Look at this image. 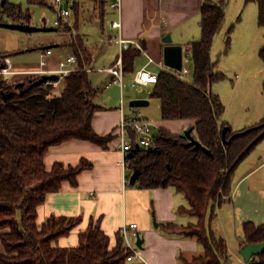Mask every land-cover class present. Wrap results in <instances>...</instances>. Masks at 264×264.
<instances>
[{
  "label": "trees",
  "instance_id": "1",
  "mask_svg": "<svg viewBox=\"0 0 264 264\" xmlns=\"http://www.w3.org/2000/svg\"><path fill=\"white\" fill-rule=\"evenodd\" d=\"M246 1L258 5L259 27L264 28V0ZM203 3L202 37L188 45L194 62L193 80L184 82L173 73L162 72L151 91V98L160 102L162 121L195 122L191 136L201 149L195 150L185 136L159 130L153 149L139 150L134 143V155L128 159L127 166L131 174L140 171L139 189H173L185 195L189 208L180 212L196 217L197 223L187 227L167 225L164 229L168 235L196 240L203 254L191 262L182 259L181 264H232L225 239L216 238L208 231L205 219L209 211L215 218L220 206L232 202L236 170L264 140V136L259 139L264 133V117L259 124L240 132H234L223 119L226 106L212 88L227 77L217 72L219 62H213L211 54L214 39L224 26L229 3L210 0ZM79 11L80 7H76L78 29ZM4 16L11 17L15 23L27 22L30 17L11 5L0 12V23ZM234 28L232 25L227 31L226 53L232 48ZM71 45L78 57L82 53L86 63L90 62L91 56L82 41L77 45L73 41ZM141 54L134 47L124 53L125 74L133 72ZM260 58L264 62V47ZM79 66L82 68L81 63ZM34 83L35 80L27 81L24 89L30 91L21 95L20 84L8 83L0 75V240L4 246L0 264H127L130 252L121 233L113 247L110 237L100 227L101 221L92 222L87 231L81 232L79 246L73 249L55 248L54 242L69 236L81 224L80 218L53 216L38 226V209L47 197L57 194L63 183L77 186L78 176L91 168L87 162L76 168L56 164L48 172L45 158L49 150L71 140L89 141L107 149L116 138L98 135L93 129L94 115L104 108L95 105L97 90L88 73L68 75L62 80L59 97L51 95L53 88L32 87ZM9 94L6 103L3 96ZM227 128L230 130L227 140L235 138L226 145L222 132ZM262 244L264 224L245 223L240 247ZM249 264H264V254L254 256Z\"/></svg>",
  "mask_w": 264,
  "mask_h": 264
},
{
  "label": "crops",
  "instance_id": "2",
  "mask_svg": "<svg viewBox=\"0 0 264 264\" xmlns=\"http://www.w3.org/2000/svg\"><path fill=\"white\" fill-rule=\"evenodd\" d=\"M36 1L37 0H0V12H2L7 5H11L19 8L24 14H28L30 16L27 22L22 23H15L11 17L4 16L1 23L27 24L32 26L31 10H26L24 5L26 2L29 6L39 5ZM210 1H226L229 3L225 15L226 20L222 30L220 31L222 32L221 34L225 33L226 39L228 29L232 25H235L233 22L236 21L235 19L239 18L242 14L241 13L239 15V12L241 11L244 0ZM32 2H35V4ZM110 2L111 0L105 2H100L99 0H85L82 1L80 5L76 6L80 7L78 17L80 22L88 21L93 22L94 24L97 20L101 23V36L99 38L101 46L99 48V53L102 55L109 50H113L114 54L117 55L119 52L116 60H112L111 67L98 69L96 72L94 71L96 70L94 67V47L97 45L93 46L89 41L90 37L83 35L81 30L78 33V36H80L78 41H82L84 48L89 51L91 56L90 62L86 63L87 60L85 61L83 54L80 53L81 56H79V58L81 60L80 63L82 67L86 66L93 70V72L88 74L98 73L105 77L102 90L104 94L107 95L106 101L97 104L96 100L99 89L94 87L97 90L95 105L103 107L104 110L98 111L92 120L94 131L98 135L102 136H114L115 131H117L122 124V119L135 113H140L145 120L149 121L143 113L138 110V108H132L130 106L133 101H137L140 97L136 96L129 98L130 101H128L129 105L127 106L125 88L121 89L118 85H112V87L107 88V85L113 81V76H111L107 71L115 66V63L121 54L120 46L117 43V40H127L141 45L142 49L145 50L144 52L139 50L142 53L141 56H143V62L141 63L140 60L137 63H134L135 65L133 71L136 70L137 64L136 75L144 70L149 73L150 77L153 76L154 78H157L162 72L173 73L177 76V74H180L183 71L185 66L189 69L191 64V52L188 45L190 43L199 42L203 34L201 10L204 0H120V12H115L110 5ZM234 4L238 7L235 11L233 10ZM95 5L98 7H95ZM45 7L50 8L47 3L45 4ZM90 8L92 9V13H89ZM75 9L76 8L73 10L71 22L76 26ZM50 10H52L56 15L53 8H50ZM7 18L8 20L5 21ZM105 19L108 20V34L106 33ZM113 22H120L121 29H112L110 25ZM56 30V32H61L57 28ZM7 31L12 30L0 28V32H4L3 34H6L5 32ZM169 35H171L172 43H170V45L164 44L163 40ZM0 37H3L2 33H0ZM217 37H215V42ZM73 41V37L66 38V41L61 39V41H56L55 43L52 42L51 46H41L40 48L34 50L35 53L39 52L38 65H29L27 62L23 64L15 63L13 61V56H16V53L11 51L12 48H9L8 50L7 47L0 48V58H9L15 72L23 73L9 76V78H6L8 83L24 84L27 81H32V79H29L30 75L28 73L38 71L40 68L41 55L43 54V51L47 50H51L53 52L52 56L47 58V72H57L60 62L65 61L70 55H76L71 45ZM21 47L22 45L19 46V48ZM167 49L171 50V55L166 58L165 52ZM16 52L19 54L23 53L19 51ZM65 52L67 53L66 57L63 56ZM211 58L213 62L217 61L220 64L219 60L214 59L213 52L211 54ZM80 63L77 65L78 69L80 68ZM217 72L226 76L221 70L220 65H218ZM190 76H193V72ZM235 76L237 77L236 81L233 79L231 80V78L226 76V79H229V81L231 80L232 89H230V96L236 95V92L239 91H236L237 87H235V83L238 81L239 85V80L244 79L247 75L245 73L241 75L236 73ZM188 79L189 77L185 81L190 82ZM61 84L62 81L60 83V87L52 92V96H60L62 91ZM152 84L153 83L142 88L150 87ZM214 88L215 87L212 88L213 93L222 97L218 91H214ZM261 95L258 97L260 98ZM261 98H263V100L260 103L264 104V96L262 95ZM145 101L148 102V100ZM223 101L224 99L222 102ZM223 104L225 105L224 102ZM149 105L150 103L148 106ZM225 106L226 111L223 119L229 124L232 130L234 132L245 130L248 125L247 123L243 125L244 120L238 118L240 112H238L235 117H230V109L227 105ZM243 108L250 109V104L246 103L245 106L235 108V110L239 111ZM263 113L264 112H262V114ZM263 117H261L260 120H262ZM159 122L160 124L158 125L160 126L161 131L163 130L175 136H184L185 132H187V130H191V127L195 124L194 121L188 120L164 122L161 120V117ZM124 160L125 156L118 148L117 139L109 144L107 149H103L100 146L98 147L89 141L71 140L68 143L55 146L49 150L45 158V167L48 172H52V168L56 164L64 165L65 168H76L83 162H87L91 165L90 169L85 170L78 176L77 186H73L69 183H63L60 191L55 195H49L46 203L38 209L39 216L37 224L39 227H41L47 219L53 216L68 219L80 218L82 220L81 224L75 227L69 236L59 238L55 241L54 247L70 249L78 247L80 243L79 234L87 231L92 222L97 224L101 221L100 227H102V230L110 237L113 247H116L117 245L116 238L121 229L125 226L130 227L131 224H136L138 226L137 233L145 240L143 250H140L137 247L138 241L137 238L133 236L132 230L130 231L131 234L129 239L131 241V238H133L131 243H133L141 251L147 264H181L182 259L187 262H191L192 259L203 254L202 247L196 240L168 235L164 229L167 225L187 227L190 224H195V222L191 220V218L193 219L191 215L180 212V209L182 208H189L185 195L173 189L141 190L137 187V184L135 186H128L125 181L128 178L130 179L132 174L130 171L126 170L125 167H123ZM262 169H264V162H262L260 167H255V169H251L247 172L241 181L253 177L258 171H262ZM259 187L260 188H257L258 192L256 191V187L253 186H250V188L246 191L249 193L248 195L250 196V201H256L258 197L260 198H258L260 201H264V186ZM258 194L261 195L257 196ZM237 199L238 195L236 191H233L232 202L224 204L231 205L235 208V202ZM221 207L222 206L218 208L217 212L219 209H222ZM242 213H244L243 209L236 207L235 215L232 216L234 220L236 217L240 218L239 221L242 226H240L239 230L242 231L241 234H243V225L249 221L254 222L257 226H262V224H264V222L257 224V222L253 221L251 218H242ZM258 214L262 213L260 212ZM230 216L231 215L229 214V217ZM260 219L261 218H259V220ZM154 222H156L155 225H153ZM230 225H234V222L231 221ZM239 237L240 242L242 236ZM225 241L228 246L226 239ZM240 248L239 243V249ZM0 253H4V246L2 245L1 240ZM236 263L244 264L242 254Z\"/></svg>",
  "mask_w": 264,
  "mask_h": 264
},
{
  "label": "rangeland",
  "instance_id": "3",
  "mask_svg": "<svg viewBox=\"0 0 264 264\" xmlns=\"http://www.w3.org/2000/svg\"><path fill=\"white\" fill-rule=\"evenodd\" d=\"M25 9L31 10L32 15V26L40 27V28H54V22L57 17L50 8L42 6V5H30L26 2L24 5ZM95 7H98L95 5ZM238 7L234 4L233 10L235 11ZM244 9V10H243ZM243 10V12H242ZM89 13H92V9L90 8ZM242 13V14H241ZM241 14V15H240ZM240 15V16H239ZM239 18L241 21L239 22V18L235 19L233 23L235 24V28L233 29L232 34V48L229 53H226V41L225 33L219 34L216 37V42L214 39V48H213V57L215 60L220 61V67L223 73L231 78V80L236 81V73L243 74L245 73L247 76L244 79L239 80L235 83L236 95H231V80L226 79L225 81L218 82L214 85V91H218L222 96V100L224 99L225 105L230 109V117H235L238 112L240 115L238 118L244 120L243 125L247 123V128L253 127L260 123V118L263 117L264 113V104L260 103L264 96V62L260 58V51L264 46V28L259 27V16H258V5L256 3H248L246 0L243 1L241 11L239 12ZM111 16V14H110ZM109 16V17H110ZM5 19V21H7ZM95 20V19H94ZM83 21V20H82ZM106 33L108 34V20L105 19ZM80 22V21H79ZM85 22V23H84ZM80 22V28L78 29L75 25L73 27H67L65 32H52V33H37L34 35L21 34L15 31H7L6 34L2 33L3 37H0V48L7 47L12 48V52L16 53V56H13V61L18 64L28 63L29 65H38V53H35L34 50L40 48L41 46H51L52 42L56 41H66V38L73 37L75 44L78 42L80 36H78L79 31L83 33V35L90 37V42L95 48V69L94 71H98V69H103L105 67H111L112 60H116L119 52L114 54L113 50H109L104 54L99 53V48L101 46L100 36H101V23L96 20L93 22L84 21ZM230 26V25H229ZM228 28V27H227ZM10 34V35H9ZM2 42V43H1ZM22 45L21 48L19 46ZM23 52L19 54L18 52ZM31 51V52H29ZM67 53L63 54L66 57ZM141 58H137V63L142 60ZM190 67L189 70L191 73L193 72L194 62H192V58L190 57ZM17 64V65H18ZM137 73V64L136 70L131 73H126L125 76V89H126V100L127 106L129 105V98L132 97H140L138 101L148 100L150 103L147 107H142V109H138L143 115L152 123L160 124L161 111L159 107V101L151 98V93L153 89V85L146 88H133L134 77ZM189 77V81H192V77ZM89 79L92 81L94 87L99 89L97 104L103 103L106 101L107 95L104 94L102 90L103 82L105 81V77L101 74H89ZM61 84V88H62ZM120 88V87H119ZM262 92V95H261ZM106 93V92H105ZM259 95L260 98L258 97ZM258 98V101H257ZM246 103L250 104V109H240L236 111L235 108L243 107ZM104 105V104H103ZM106 105V104H105ZM119 105V104H118ZM263 108V109H262ZM262 114V115H260ZM260 115V116H259ZM242 125V126H243ZM241 128V127H240ZM246 128V127H244ZM239 129V128H236ZM264 162V140L259 144L255 150L247 157V159L239 166L234 174V182H233V191L237 193L238 199L235 202V206L243 209L242 218H251L253 221L258 223L264 222V201H260L258 198L256 201L251 200L250 196L246 191L250 186L256 187L264 186V169L262 171H258L253 177L247 178L244 181H241L247 172L251 169H255V167H260ZM258 194L257 196H260ZM225 205V204H224ZM222 205V209L217 212V216L215 218L212 217L211 211H209L205 224L208 231L212 232L216 238H225L228 242V252H230L232 264H237V260L241 257V252L239 249V236H243L241 234L242 231L239 230L241 223L239 221L240 218H234L232 216L235 215V208L231 205ZM151 210V208H150ZM262 214H258V213ZM153 214V211H152ZM229 214L231 215L229 217ZM259 218H261L259 220ZM191 220L197 223V218L193 217ZM231 221L234 222V225H230ZM261 221V222H258ZM230 222V223H229ZM156 222L153 223L155 225ZM227 225V226H226ZM263 225V224H262ZM232 230V231H231ZM133 238H131V241Z\"/></svg>",
  "mask_w": 264,
  "mask_h": 264
},
{
  "label": "built area",
  "instance_id": "4",
  "mask_svg": "<svg viewBox=\"0 0 264 264\" xmlns=\"http://www.w3.org/2000/svg\"><path fill=\"white\" fill-rule=\"evenodd\" d=\"M42 1L47 3L50 8H53L56 13L57 19L54 22L55 23L54 26L59 31L65 32L67 27H73L71 18L73 15L74 8H76V6L80 5V3L85 0H42ZM99 1L105 2L108 0H99ZM110 5L112 6L115 12H120L121 10L120 0H111ZM110 26L114 30L121 29L120 22H113L111 23ZM117 43L120 46L121 54L119 59L115 63V66L107 71L111 76H113V81L112 83L107 85V88L112 87V85H118L121 87V89H124L125 88V79H124L125 73H124V64H123L124 53L130 47H135L136 49L141 50L142 52H144L145 50L142 49L141 45H139L136 42H129L127 40L124 41L122 39H118ZM52 54L53 52L51 50L43 51L39 66L40 68L36 72L28 73L30 75L29 79L37 81L43 76H49L54 74L58 76V80L48 81L44 86L51 87L53 88V91H55L60 87L61 81L67 78L68 75L79 71H84L86 73L93 72V70H91L89 67L86 66L78 69L77 65L80 61L79 57L77 55H70L67 57L65 61L59 63L58 66L59 69L57 72L49 73L47 72V67H46L48 65L47 58L52 56ZM0 68H1L0 75L5 78H9V76H14L17 74H23V73L15 72L9 58L8 59L0 58ZM190 75L191 73L188 67L185 66L183 71L180 74H177V77L185 81ZM134 79L135 81L133 84V88L135 89L136 88L140 89L141 87L147 86L151 83L154 84L157 80V78H154L153 76L150 77L149 73H147L144 70L138 73L134 77ZM121 123H122L121 126L117 129V131H115L114 136L118 141L119 150L125 156L123 167H125L126 170L129 171V167L127 166L128 159H129V154L132 153V150L134 148L133 147L134 143L137 145V148L139 150L153 149L154 142L156 140V135L158 131L161 129L158 124L145 120L140 113H135L131 116L124 117ZM125 182L128 186L131 185L129 178ZM131 230L133 231L132 232L133 236L137 238L139 234L137 233L138 226L136 224H131L130 227L125 226L120 231L126 243V246L130 252V255L127 259V264H147L144 260L141 251L133 243H131L129 239Z\"/></svg>",
  "mask_w": 264,
  "mask_h": 264
},
{
  "label": "water",
  "instance_id": "5",
  "mask_svg": "<svg viewBox=\"0 0 264 264\" xmlns=\"http://www.w3.org/2000/svg\"><path fill=\"white\" fill-rule=\"evenodd\" d=\"M0 28L5 29V30H12V31H17L20 33H26V34H37V33H52V32H56L57 30L54 28L48 29V28H40V27H32L30 25L27 24H10V23H0ZM164 44L170 45V43H172V38L171 35L167 36L164 40H163ZM165 56L166 58L169 57L171 55V50H166L165 52ZM181 70V69H180ZM56 81L58 80V76L53 75V76H43L42 78L38 79L37 81H35L34 85L32 87H38V86H43L45 85L48 81ZM25 87V83L20 84L18 86V89L20 91L21 95H24L25 93H28L30 91V88L24 89ZM31 87V88H32ZM11 94L9 95H4L3 98L5 100V102L7 103L9 101V97ZM148 102L145 100L142 101H133L130 106L132 108H138V109H142V107H146L148 106ZM229 128L224 129L222 132L223 135V141L224 144H230L231 141L235 138L232 137L231 140H227V133L229 132ZM191 132L192 130H187V132H185L184 136L186 138H188L190 140V144L193 145L195 147V150L199 151L201 149V145L194 139L193 136H191ZM237 136V135H236ZM264 136V133H262L261 137L259 139H261ZM208 154H211L209 151L205 150ZM134 155V152H132L131 154H129V158H132ZM140 176V171H135L131 177H130V182L132 186H135L138 183V179ZM137 247L140 250H143V245L145 244V240L141 238L140 235H138L137 237ZM240 252L244 258V263L245 264H249L250 261L252 260V258L254 256H259V255H263L264 254V244L262 245H249V246H244L240 249Z\"/></svg>",
  "mask_w": 264,
  "mask_h": 264
}]
</instances>
